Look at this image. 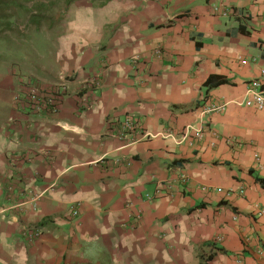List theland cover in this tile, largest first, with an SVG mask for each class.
I'll return each instance as SVG.
<instances>
[{
  "label": "crops",
  "instance_id": "0c3cea01",
  "mask_svg": "<svg viewBox=\"0 0 264 264\" xmlns=\"http://www.w3.org/2000/svg\"><path fill=\"white\" fill-rule=\"evenodd\" d=\"M67 12L39 78L65 79L58 110L18 109L0 85V264H264V106L247 86L264 68V0H74ZM206 102L225 109L203 115ZM124 116L149 137L109 135ZM22 191L37 200L20 214ZM27 224L42 229L34 242Z\"/></svg>",
  "mask_w": 264,
  "mask_h": 264
},
{
  "label": "rangeland",
  "instance_id": "374dc122",
  "mask_svg": "<svg viewBox=\"0 0 264 264\" xmlns=\"http://www.w3.org/2000/svg\"><path fill=\"white\" fill-rule=\"evenodd\" d=\"M74 0H2L0 3V85L13 84L11 103L17 94V82L29 78L41 83L42 71L51 65V54L58 50L57 35ZM54 62V60H52ZM41 76V77H40ZM21 81V82H22ZM1 88V87H0Z\"/></svg>",
  "mask_w": 264,
  "mask_h": 264
},
{
  "label": "built area",
  "instance_id": "2783aa9c",
  "mask_svg": "<svg viewBox=\"0 0 264 264\" xmlns=\"http://www.w3.org/2000/svg\"><path fill=\"white\" fill-rule=\"evenodd\" d=\"M220 6H213V11L219 13ZM226 16L225 12L222 13ZM136 64L135 60H132ZM135 61V62H134ZM132 66L135 67L136 65ZM55 83L48 85L36 84L32 79L27 81H19L20 87L17 89V94L13 97V105L18 109H28L33 115L55 113L58 110L59 103L62 96L66 92L64 85V78ZM22 81V82H21ZM100 85L99 76L95 75L92 78H88L85 82V86L82 87L80 94V102L84 107H90L91 95L90 93L97 89ZM248 92L251 96L252 101L257 109H262L264 106V68L259 72L257 78L250 80L247 84ZM203 115L212 113H222L225 109V104L218 102H206L199 108ZM109 135L116 137L119 141L125 145L136 144L144 139H147L149 135L143 134V127L140 122L132 116H124L123 118H111L107 120ZM171 134L170 132H168ZM189 134H182L183 139H187ZM181 182L186 181V176L182 174L180 176ZM171 185L165 184L156 189L155 194L149 199L158 198L164 195L165 190L170 193ZM166 192V195H169ZM17 199L14 201V209H18L20 214H23L26 210V205L29 203L32 208L35 207L36 196L25 194L24 191L16 192ZM80 204L75 203L71 205L68 211V220L73 221L79 216ZM257 216H264L263 211H258ZM135 219L139 218V215L134 216ZM42 235V229L38 226L25 225L23 228L22 236L30 240L31 242L36 241Z\"/></svg>",
  "mask_w": 264,
  "mask_h": 264
},
{
  "label": "trees",
  "instance_id": "16d2710c",
  "mask_svg": "<svg viewBox=\"0 0 264 264\" xmlns=\"http://www.w3.org/2000/svg\"><path fill=\"white\" fill-rule=\"evenodd\" d=\"M1 1L2 0H0V3H2ZM223 83H224V80H219L218 82L212 83L211 77H209L208 80L206 81V85L208 88L213 87L215 85L223 84Z\"/></svg>",
  "mask_w": 264,
  "mask_h": 264
}]
</instances>
